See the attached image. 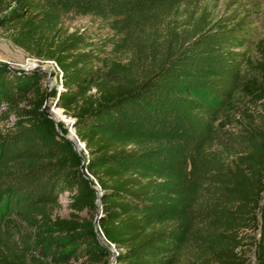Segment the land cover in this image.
Segmentation results:
<instances>
[{
    "label": "trees",
    "instance_id": "1",
    "mask_svg": "<svg viewBox=\"0 0 264 264\" xmlns=\"http://www.w3.org/2000/svg\"><path fill=\"white\" fill-rule=\"evenodd\" d=\"M216 7L0 0L6 39L59 69L48 90L0 64V264H264V36Z\"/></svg>",
    "mask_w": 264,
    "mask_h": 264
},
{
    "label": "rangeland",
    "instance_id": "2",
    "mask_svg": "<svg viewBox=\"0 0 264 264\" xmlns=\"http://www.w3.org/2000/svg\"><path fill=\"white\" fill-rule=\"evenodd\" d=\"M213 2H216V11L220 15L229 14L230 11L234 9H238L241 13H252L255 21L254 29L256 30L254 34L264 36V0H213ZM62 28L68 34L84 33L95 43L97 42L99 44L104 43L112 36L111 32L106 29L99 20L93 17L69 16L64 20ZM5 34V31L0 30V64L7 65L14 71L29 72L31 68H34L35 60L10 43L6 39ZM40 70H44L49 74V79L45 81V87L48 90L59 85V78L57 79L55 74H53L54 71L50 65L42 64L40 66ZM56 110L61 111L60 108ZM62 114L65 119L59 122L69 125L72 121V118L64 115V112ZM83 148L84 147H80V149ZM67 196V194L60 196L62 208L56 211V213L63 218H68L70 213V211L66 208ZM81 215L84 216V213ZM69 264L87 263L83 261H72ZM249 264H256L252 256L250 257Z\"/></svg>",
    "mask_w": 264,
    "mask_h": 264
},
{
    "label": "water",
    "instance_id": "3",
    "mask_svg": "<svg viewBox=\"0 0 264 264\" xmlns=\"http://www.w3.org/2000/svg\"><path fill=\"white\" fill-rule=\"evenodd\" d=\"M42 71H44V70H42ZM48 79H49V77H48ZM54 109H57V108H51L48 116H49V118H51L54 121V123H55V125L57 127L58 121H56L52 117V112L54 111ZM61 112L63 113V110L62 109H61ZM65 126L67 127V129L69 131V135L66 138H67L68 141H70L72 143L75 151L78 152L80 150V147H84V145L82 143L78 142V141L76 142L77 139L75 137V130H74V127H73V120L71 121V123L69 125H65ZM57 130L59 131L58 127H57ZM74 137H75L76 140L74 139Z\"/></svg>",
    "mask_w": 264,
    "mask_h": 264
},
{
    "label": "built area",
    "instance_id": "4",
    "mask_svg": "<svg viewBox=\"0 0 264 264\" xmlns=\"http://www.w3.org/2000/svg\"><path fill=\"white\" fill-rule=\"evenodd\" d=\"M42 64H48V65H50L52 67L53 71H55V72H58L59 71V69L57 68V66L53 62H44ZM42 64H40L37 60H35L34 68H31L30 71H33V70H36V69L40 68V66Z\"/></svg>",
    "mask_w": 264,
    "mask_h": 264
},
{
    "label": "bare ground",
    "instance_id": "5",
    "mask_svg": "<svg viewBox=\"0 0 264 264\" xmlns=\"http://www.w3.org/2000/svg\"><path fill=\"white\" fill-rule=\"evenodd\" d=\"M58 109V108H57ZM56 109H54V111H55ZM53 111V112H54ZM53 112H52V117L56 120V121H61V120H64L65 118H64V116H63V114L61 113V111H59V110H56L55 112H54V115H53Z\"/></svg>",
    "mask_w": 264,
    "mask_h": 264
}]
</instances>
